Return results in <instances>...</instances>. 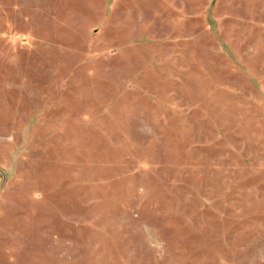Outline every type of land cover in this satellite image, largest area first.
Instances as JSON below:
<instances>
[{
    "label": "rangeland",
    "instance_id": "obj_1",
    "mask_svg": "<svg viewBox=\"0 0 264 264\" xmlns=\"http://www.w3.org/2000/svg\"><path fill=\"white\" fill-rule=\"evenodd\" d=\"M0 264H264V0H0Z\"/></svg>",
    "mask_w": 264,
    "mask_h": 264
}]
</instances>
